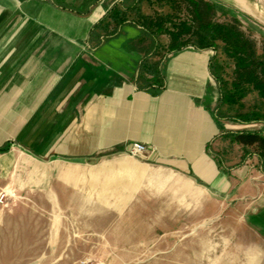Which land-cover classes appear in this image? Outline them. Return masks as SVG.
<instances>
[{"label": "crops", "instance_id": "obj_1", "mask_svg": "<svg viewBox=\"0 0 264 264\" xmlns=\"http://www.w3.org/2000/svg\"><path fill=\"white\" fill-rule=\"evenodd\" d=\"M123 1L130 0H0V149L6 148L0 154L11 150L13 162L32 168L34 159L13 146L38 160L55 159L52 169L63 177L88 167L118 170L119 184L147 182L161 190L181 182L180 200L199 210L246 200L237 216L264 239V174L254 156L227 157L230 147L242 148L221 138L257 123L216 119L212 51L169 53L162 35L145 36L129 24L113 37L89 40ZM134 144L146 152L131 156Z\"/></svg>", "mask_w": 264, "mask_h": 264}, {"label": "rangeland", "instance_id": "obj_2", "mask_svg": "<svg viewBox=\"0 0 264 264\" xmlns=\"http://www.w3.org/2000/svg\"><path fill=\"white\" fill-rule=\"evenodd\" d=\"M203 1L215 7L212 20L235 22L253 43L255 56L261 55L264 0ZM139 7L142 16L163 19L169 31L171 24H190L193 17L184 0L142 2ZM160 40L168 41V36ZM217 46L209 50L210 56L221 68L222 85L229 88L233 62L222 53V45ZM220 111L228 116L258 112L264 117V101L249 91L236 105H223ZM263 128L257 123L249 130ZM229 150L227 157L242 158V151ZM12 151L33 158L35 168L13 162L11 150L0 154V160L9 158L7 164L0 161V264H264V239L249 232L237 216L246 200L207 204L199 210L197 203L180 200L185 191L181 182L158 190L145 181L137 185L143 188V198L136 199L137 186L119 184L118 170L105 173L86 167L76 176L63 177L52 169L57 160H38L18 146ZM238 161L230 160L229 165ZM173 187L176 196L168 200Z\"/></svg>", "mask_w": 264, "mask_h": 264}, {"label": "trees", "instance_id": "obj_3", "mask_svg": "<svg viewBox=\"0 0 264 264\" xmlns=\"http://www.w3.org/2000/svg\"><path fill=\"white\" fill-rule=\"evenodd\" d=\"M152 1L162 3L165 0H130L128 3L123 1L118 7L110 9L106 18L94 26L89 40L101 34L104 37H113L124 25L129 24L138 27L145 36L157 38L167 35L169 53H175L186 47L216 50L217 43H220L222 53L233 62L234 70L230 87L227 88L222 85L219 64L214 57L209 60V74L218 91L214 109L216 119L239 124L260 123L264 126V117L258 112L228 116L220 111L223 105L227 107L236 105L249 91L256 92L264 101V48L261 55L256 57L253 43L238 29L236 23H218L212 20L215 7L203 0H184L192 8V21L190 20V24L185 21L171 24L172 30H166L163 19L150 20L140 14V3L150 4ZM132 13L138 16L131 18ZM110 22L114 25L111 29H109ZM221 138L241 146L243 157L240 162L254 156L257 160V170L264 174V128L228 131L224 132ZM5 151V147L0 149V153Z\"/></svg>", "mask_w": 264, "mask_h": 264}, {"label": "built area", "instance_id": "obj_4", "mask_svg": "<svg viewBox=\"0 0 264 264\" xmlns=\"http://www.w3.org/2000/svg\"><path fill=\"white\" fill-rule=\"evenodd\" d=\"M146 152V148L143 145L134 144L131 148V156H138Z\"/></svg>", "mask_w": 264, "mask_h": 264}]
</instances>
